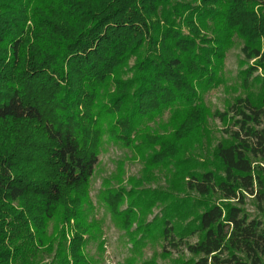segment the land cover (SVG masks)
I'll list each match as a JSON object with an SVG mask.
<instances>
[{
    "label": "trees",
    "instance_id": "16d2710c",
    "mask_svg": "<svg viewBox=\"0 0 264 264\" xmlns=\"http://www.w3.org/2000/svg\"><path fill=\"white\" fill-rule=\"evenodd\" d=\"M237 40L248 94L211 113ZM210 117L226 136L212 151ZM263 119L264 0H0V264L101 261L89 187L107 144L144 166L128 188L119 162L100 197L125 264H157L143 258L159 242L191 256L173 264H264V221L244 208L264 216ZM156 170L171 191L146 188Z\"/></svg>",
    "mask_w": 264,
    "mask_h": 264
},
{
    "label": "rangeland",
    "instance_id": "374dc122",
    "mask_svg": "<svg viewBox=\"0 0 264 264\" xmlns=\"http://www.w3.org/2000/svg\"><path fill=\"white\" fill-rule=\"evenodd\" d=\"M243 42L237 40V43L229 50L225 60L224 76L225 83L210 90L205 95V102L207 108L210 109L211 113L216 111H225L228 106L240 97H246L247 92L241 87V81L239 79V72L242 69H246L249 65L255 63V60L246 61L242 47ZM249 63V64H248ZM262 70L256 72L255 75H261ZM255 92V90H253ZM169 114L165 115L164 122H167ZM264 121V119H263ZM224 125L217 118L210 117L208 120V128L210 131L209 141L206 143V150H211L216 144L223 138ZM130 153L119 149L114 145H104L98 158V164L96 167L95 174L91 180L89 187V198L91 206L93 207L94 218L102 221L101 227V240L105 241V251L100 253L97 244H91L88 247L90 254L96 256L101 261L98 264H125V259L129 255L128 249L131 247L128 242V237L125 236L123 231H120L112 221V217L107 213V209L103 206L100 201L102 192L105 190L106 182H111L112 186L117 187L116 176L118 175V163L124 161L125 170L124 173V186H128L127 179L129 177L140 178L142 176V170L144 166L141 162L135 159H130ZM155 180L148 183L146 188H160L166 191H171L169 188L170 181L161 172L156 170L153 172ZM163 206H159L152 209V213L148 216V220L152 221L156 216L160 215ZM125 207L123 206L122 209ZM246 211L251 215L252 218H259L264 221L262 216L256 209L253 197H248L246 205L244 207ZM72 235L74 230V222L71 223ZM192 242L197 241V238L191 239ZM144 260L154 259L157 264H173L179 259H188L191 256L185 252L184 254H178L173 252L171 256L162 255V243L148 245L144 250Z\"/></svg>",
    "mask_w": 264,
    "mask_h": 264
}]
</instances>
